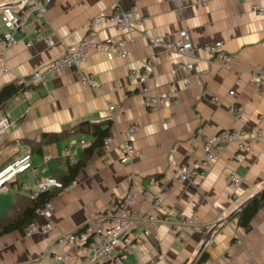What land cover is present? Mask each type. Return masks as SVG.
Listing matches in <instances>:
<instances>
[{
	"label": "crops",
	"instance_id": "1",
	"mask_svg": "<svg viewBox=\"0 0 264 264\" xmlns=\"http://www.w3.org/2000/svg\"><path fill=\"white\" fill-rule=\"evenodd\" d=\"M17 8L18 0H0ZM247 0H50L41 18L30 16L24 28L13 32V43L4 51L0 89L9 83H24L4 105L14 123L0 137V168L24 153L30 154L31 168L14 176L12 188L0 192V217L42 182L67 174L81 157L82 148L93 135L79 132L81 121H109L111 146L102 145L78 170L65 190L51 188L50 216L35 217L0 235V264H112L109 256L89 262L58 242L60 234L77 231L104 214L111 201L130 184L139 190L133 215L140 218L134 228L138 242L122 264H264V199L246 227L239 224L237 208L264 190V137L239 148L226 142L222 152L208 164L205 174L179 181L176 174L191 158L202 155V128L210 135L221 128H264V87L252 82V72L264 64V16ZM136 8L142 25L131 31L103 25L100 39H122L126 56L108 58L93 51L78 68L65 67L47 73L42 82L26 81L45 67L65 46L77 44L86 34L87 23L99 13ZM43 25L48 44L34 36ZM148 36L174 41L186 30L192 48L188 54L153 46ZM3 25L0 22V37ZM31 41V44L28 42ZM220 41L233 55L217 63L204 52V43ZM1 49V42H0ZM150 60V65H146ZM191 64L187 73L183 65ZM150 68L146 85L153 91L174 86L178 102L155 109L146 108L135 80L134 69ZM188 75L189 83L183 81ZM95 80L98 87L82 82ZM26 81V82H23ZM30 84V85H29ZM232 90L233 93L229 94ZM215 96L217 102L211 97ZM174 117L165 120L171 113ZM134 126L130 143L139 150L127 163L119 161L124 132ZM43 133H58L57 140L44 143ZM80 140H84L82 145ZM68 154L75 158L68 161ZM240 154V157L237 156ZM234 172L240 183L229 185ZM156 197L161 206H153ZM195 216L201 229L184 230L176 237L178 216ZM168 217L169 222L164 218ZM51 222L44 233L25 234L30 223ZM203 240L204 246L199 251ZM67 252L66 260L58 257Z\"/></svg>",
	"mask_w": 264,
	"mask_h": 264
},
{
	"label": "built area",
	"instance_id": "2",
	"mask_svg": "<svg viewBox=\"0 0 264 264\" xmlns=\"http://www.w3.org/2000/svg\"><path fill=\"white\" fill-rule=\"evenodd\" d=\"M210 0H198V3L204 5ZM254 2L251 7L258 16H264V0H247ZM50 0H18L17 8L13 9L10 3L0 2V22L3 25L0 42V69H3L4 51L13 43V32L22 30L30 16L41 18L45 12V4ZM112 25L117 29L131 31L135 26L142 25L141 16L136 8H125L113 10L109 14L99 13L93 16L87 23V31L85 36L75 45L64 47L63 52L49 61L43 69L33 71L26 81L30 83L42 82L47 73H55L65 67L73 66L78 68L84 63L93 51H103L108 58L115 56H126L128 49L125 41L122 39H100L98 37L100 28L103 25ZM43 25H38L34 29V36L51 44L49 36L43 34ZM141 35L148 37L153 46L161 47L165 50L176 51L180 54H188L192 48V43L188 38L186 30H180L178 37L174 41L162 40L159 37H149L145 28L141 29ZM31 44V41L28 42ZM201 49L211 54L213 59L220 64H226L233 59V55L226 52L220 41L204 43ZM146 65H150V60H146ZM184 70L188 73L191 70V64L183 65ZM150 68H146L144 72L137 73L134 69L130 71V78L136 81L139 91L143 95V104L146 108L155 109L163 105H174L178 102L175 88L173 85L166 91H153L146 85ZM23 80V82H26ZM183 81L187 84L190 81L186 75ZM82 82L91 87H98V84L89 76H82ZM252 82L256 86L264 87V64L253 70ZM233 91L230 90L229 94ZM213 102H217L215 96L211 97ZM175 113H171L165 120L174 117ZM14 126L10 118L9 112L5 106L0 105V137L8 133ZM136 131L134 126L127 128L124 132L125 139L120 145L121 163L131 161L135 156L139 155V150L133 146L128 140ZM196 133L202 140V155L197 158H191L190 161L181 168L176 174L179 181H187L197 175H203L206 172L208 164L214 160L221 152L226 142L234 141L239 148H247V145L255 140L264 137V128L246 127V128H221L213 134L207 135L203 133L202 128H198ZM111 136L103 139V149L108 150L111 146ZM83 145L84 140H80ZM68 161L73 163L75 158L72 154H68ZM240 157V154H237ZM30 154L24 153L17 157L14 161L5 164L0 168V192L17 189L11 185L14 176L24 170L31 168ZM242 177L230 172L227 175L229 185L235 186L240 183ZM73 182V181H72ZM68 185H63L59 180L53 179L51 182L46 181L38 184L36 189L29 192L30 197H36L39 192L47 191L51 188L61 190L67 189ZM139 190L135 184H130L125 192L116 196L110 203L108 210L95 218L92 224H87L84 228L60 234L58 242L66 247V250H73L77 255L84 257L89 262H96L102 256H109L112 264H122L126 258L127 252L138 242L137 233L134 228L139 223L140 218L133 215V205L137 200ZM162 198L156 197L153 200V206H161ZM238 209V208H237ZM51 202L46 201L42 206L36 209V213L50 216ZM165 222H169L168 217L164 218ZM176 237L180 238L184 235V230L201 229L197 223L195 216H178L175 223ZM52 227L51 222L47 221L42 224L30 223L25 228V234L44 233ZM59 259L66 260L67 252L61 254ZM227 264H232L228 262Z\"/></svg>",
	"mask_w": 264,
	"mask_h": 264
},
{
	"label": "trees",
	"instance_id": "3",
	"mask_svg": "<svg viewBox=\"0 0 264 264\" xmlns=\"http://www.w3.org/2000/svg\"><path fill=\"white\" fill-rule=\"evenodd\" d=\"M24 83H9L0 89V105H5L6 102L18 91L25 88ZM30 85V84H29ZM27 86V85H26ZM110 122H90L81 121L76 125V130L79 132L89 131L93 138L89 145L82 148L81 157L76 160L73 165L68 168L67 174L57 178L63 185H68L78 170L86 163V161L93 155L96 148L103 145V139L109 135ZM60 137L58 133H43L42 141L44 143L57 140ZM50 190L41 191L36 197L21 198L17 197L16 202L12 204L11 208L0 217V235L2 233L18 228L29 220L33 219L36 214V209L42 206L51 197ZM264 199V190L252 196L241 207L237 209L239 224L246 227L260 205L261 200ZM205 258V252L199 254L196 263H201Z\"/></svg>",
	"mask_w": 264,
	"mask_h": 264
},
{
	"label": "water",
	"instance_id": "4",
	"mask_svg": "<svg viewBox=\"0 0 264 264\" xmlns=\"http://www.w3.org/2000/svg\"><path fill=\"white\" fill-rule=\"evenodd\" d=\"M243 204H241L239 207H241ZM206 240H203V243L201 244L200 248H199V251L202 249V247L204 246V243H205Z\"/></svg>",
	"mask_w": 264,
	"mask_h": 264
},
{
	"label": "bare ground",
	"instance_id": "5",
	"mask_svg": "<svg viewBox=\"0 0 264 264\" xmlns=\"http://www.w3.org/2000/svg\"><path fill=\"white\" fill-rule=\"evenodd\" d=\"M108 136H110V135H108ZM108 136H107V137H108ZM196 158H197V157H196ZM238 208H239V207H238ZM36 214H37V213H36Z\"/></svg>",
	"mask_w": 264,
	"mask_h": 264
}]
</instances>
